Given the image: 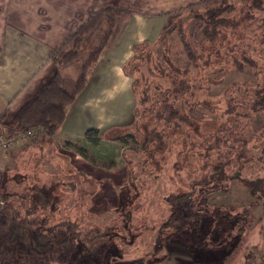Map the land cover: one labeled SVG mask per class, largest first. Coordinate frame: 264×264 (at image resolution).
I'll return each instance as SVG.
<instances>
[{
    "label": "rangeland",
    "instance_id": "1",
    "mask_svg": "<svg viewBox=\"0 0 264 264\" xmlns=\"http://www.w3.org/2000/svg\"><path fill=\"white\" fill-rule=\"evenodd\" d=\"M210 1L140 51L135 119L101 145H0V264H264V22L224 27L220 66ZM178 67L195 77L175 96Z\"/></svg>",
    "mask_w": 264,
    "mask_h": 264
},
{
    "label": "crops",
    "instance_id": "2",
    "mask_svg": "<svg viewBox=\"0 0 264 264\" xmlns=\"http://www.w3.org/2000/svg\"><path fill=\"white\" fill-rule=\"evenodd\" d=\"M121 1L0 0V114L5 115L2 122L10 123L18 109L49 80L55 71L50 55L63 40L90 13L105 3ZM201 1L206 0H146L145 14H134L124 22L113 44L90 70L87 84L52 136L55 141L64 147L79 142L84 148H95L102 144L104 136L97 144H90L84 137L87 129L96 128L105 134L112 128L129 125L135 96L131 77L124 73L123 65L132 55L133 45L157 41L170 12Z\"/></svg>",
    "mask_w": 264,
    "mask_h": 264
},
{
    "label": "trees",
    "instance_id": "3",
    "mask_svg": "<svg viewBox=\"0 0 264 264\" xmlns=\"http://www.w3.org/2000/svg\"><path fill=\"white\" fill-rule=\"evenodd\" d=\"M210 2L215 5L206 10V17H204L206 24L202 31L203 35L206 36L204 38L206 42L211 43L208 47L215 44L216 34L220 36L216 41L217 48H220L219 51H221L222 47H226V49H223L224 53L221 54L220 66H222L224 64L223 59L227 58V48L229 46L228 35L224 32V27L230 26L231 23L237 25L239 21L246 22L248 18H252V15L262 18L261 20L264 22V13L263 15L253 14L254 10L263 11L264 0H241L240 2L236 0H211ZM145 3L146 0H122L118 4L108 2L99 10L90 13L50 55V60L55 65V71L49 80L44 82L37 89L35 95L18 109L10 123L2 122L5 115L4 112L0 114V127L4 128L7 135L11 136L16 132L27 129H37V136L41 140L44 137L51 138L54 136L65 119L68 107L87 84L90 70L101 54L113 44L124 22L134 14H145L143 12ZM194 6L195 4H190L178 11L190 9ZM241 10L243 12L239 15L238 12ZM235 13L239 20H235ZM161 37L162 35L157 41ZM157 41L153 43L143 41L133 45V53L123 65L124 73L132 77V86L133 82L138 80V75L136 76L135 72L140 74L139 68H134L136 62L140 59V51L150 46L154 47ZM131 66L130 70L129 67ZM173 71V95L179 92L184 94L182 86L193 80L191 76L194 75L184 69L181 70L179 67L178 70ZM136 84L135 88H132L135 96V106L138 104L137 97L140 100V94L137 95ZM173 112L179 114L177 106H173ZM133 115L135 119V114ZM103 136L104 134H100L96 128H89L84 133L85 139L93 145L97 144ZM126 136L133 138L132 134ZM124 138L125 136L120 137L119 140L123 142ZM78 152L85 156L83 151L78 150ZM236 178L248 190L253 192L251 180H241L238 175Z\"/></svg>",
    "mask_w": 264,
    "mask_h": 264
},
{
    "label": "built area",
    "instance_id": "4",
    "mask_svg": "<svg viewBox=\"0 0 264 264\" xmlns=\"http://www.w3.org/2000/svg\"><path fill=\"white\" fill-rule=\"evenodd\" d=\"M38 130L37 129H27L24 131H19L14 133L11 136H8L5 130L3 128H0V145L3 147H6L10 145L13 141L21 140V141H27V139L33 140L35 137H37Z\"/></svg>",
    "mask_w": 264,
    "mask_h": 264
}]
</instances>
